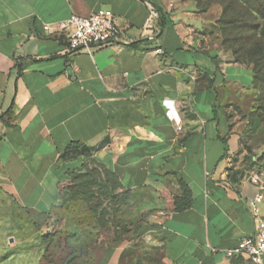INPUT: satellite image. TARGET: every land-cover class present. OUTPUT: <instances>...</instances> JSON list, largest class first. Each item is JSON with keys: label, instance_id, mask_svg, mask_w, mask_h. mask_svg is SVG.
<instances>
[{"label": "crops", "instance_id": "crops-1", "mask_svg": "<svg viewBox=\"0 0 264 264\" xmlns=\"http://www.w3.org/2000/svg\"><path fill=\"white\" fill-rule=\"evenodd\" d=\"M190 3L0 0V182L42 215L86 169L113 174L139 200L123 213L127 229L88 264H124L144 247L162 255L154 264H232L240 257L227 250L258 230L254 169L235 161L254 75L195 35ZM101 8L121 31L104 47L73 53L65 33L44 29ZM72 143L88 152L62 156Z\"/></svg>", "mask_w": 264, "mask_h": 264}, {"label": "rangeland", "instance_id": "rangeland-1", "mask_svg": "<svg viewBox=\"0 0 264 264\" xmlns=\"http://www.w3.org/2000/svg\"><path fill=\"white\" fill-rule=\"evenodd\" d=\"M189 10L196 17V36L255 75V102L247 117L242 152L235 161L259 169L264 166V0H191ZM111 187L105 194L116 193L123 199L113 204L107 199L98 206L89 201L97 191L84 189L82 179L73 176L63 185L52 213L42 215L28 211L0 182V264H88L112 240L109 237L116 239L124 231L125 218L117 210L126 213L132 201H139L135 194L118 191L116 184ZM150 251L134 248L124 264L161 262L162 255ZM232 264L253 263L239 258Z\"/></svg>", "mask_w": 264, "mask_h": 264}, {"label": "built area", "instance_id": "built-area-1", "mask_svg": "<svg viewBox=\"0 0 264 264\" xmlns=\"http://www.w3.org/2000/svg\"><path fill=\"white\" fill-rule=\"evenodd\" d=\"M158 18L159 13L152 9L144 26L145 34H155ZM44 29L50 35L65 33L68 37V48L73 53L109 45L121 32L113 11L104 8L93 11L89 15L74 13L67 19L45 23ZM157 51L164 53L162 48H158ZM251 181L257 186V191L250 200V207L258 230L242 237L236 246L227 250L226 255L230 258L243 256L251 259L255 264H264V221L260 215V206L264 200V166L251 172Z\"/></svg>", "mask_w": 264, "mask_h": 264}, {"label": "trees", "instance_id": "trees-1", "mask_svg": "<svg viewBox=\"0 0 264 264\" xmlns=\"http://www.w3.org/2000/svg\"><path fill=\"white\" fill-rule=\"evenodd\" d=\"M238 63V62H237ZM240 64V63H239ZM255 76V75H254ZM254 81H255V77H254ZM245 132V131H244ZM244 138V137H243ZM74 151H79L81 154H86L87 148L84 147L81 143H72L70 144V146L67 148V150L62 154V156H66L69 155L71 152ZM73 177V176H72ZM74 177L77 179L81 178L82 179V183L85 185V188H92L94 190L97 191V195H92L90 196L91 200L90 203H96L95 205L100 206V204H103L105 200H111L112 204L115 201L118 200H122V196L116 195V193L112 194V192L110 193V195H106L105 191L108 190V186H112L111 188H113L114 184L117 185L118 191H121V186L120 183L118 182V180L116 179V177L113 174H110L108 172H103L101 169H86L84 171V173H79V174H75ZM110 178V179H109ZM103 185H100V184ZM107 186V187H106ZM62 188L60 189V195L62 192ZM100 191H104V193H100ZM114 191V190H113ZM117 191V190H116ZM123 194H129L128 191H121ZM80 196L84 197L85 194L84 193H79ZM176 203H178V200H176ZM186 206H188L187 203L185 204H177V208H185ZM124 207V205H122V208ZM121 208V209H122ZM120 210H117V214L121 213V215H123V212H119ZM123 222V227L124 230L127 229V227L130 225V223L132 221H130L129 219H125ZM240 258H244L243 256H238ZM92 260V259H91ZM248 260L252 261L251 259L248 258Z\"/></svg>", "mask_w": 264, "mask_h": 264}, {"label": "water", "instance_id": "water-1", "mask_svg": "<svg viewBox=\"0 0 264 264\" xmlns=\"http://www.w3.org/2000/svg\"><path fill=\"white\" fill-rule=\"evenodd\" d=\"M11 240H12V238H11Z\"/></svg>", "mask_w": 264, "mask_h": 264}]
</instances>
